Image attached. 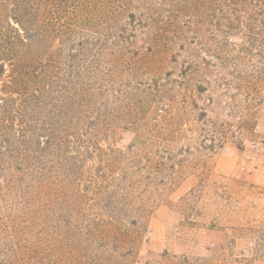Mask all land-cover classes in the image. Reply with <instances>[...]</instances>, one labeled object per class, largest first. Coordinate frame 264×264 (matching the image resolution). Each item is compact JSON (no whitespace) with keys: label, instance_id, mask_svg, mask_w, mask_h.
I'll use <instances>...</instances> for the list:
<instances>
[{"label":"trees","instance_id":"1","mask_svg":"<svg viewBox=\"0 0 264 264\" xmlns=\"http://www.w3.org/2000/svg\"><path fill=\"white\" fill-rule=\"evenodd\" d=\"M165 6L155 0H0V213L12 210L35 221L49 206L72 208L77 234L68 240L69 257H80L77 248L97 239L131 242L125 224L134 231L141 225L156 188L204 169L215 146L233 134L252 133L259 102L254 77H237L231 95L222 67L197 55L208 50L205 40L182 39L177 9ZM123 15L151 30L143 40L148 54L137 56L133 69L146 61L147 70H160L176 47L201 60L168 85H154L159 100L153 117L125 138L93 92L107 94L100 58L124 61L125 30L112 31ZM80 26L108 32L72 41ZM232 230L242 238L257 232L252 250L264 256L263 229Z\"/></svg>","mask_w":264,"mask_h":264},{"label":"rangeland","instance_id":"2","mask_svg":"<svg viewBox=\"0 0 264 264\" xmlns=\"http://www.w3.org/2000/svg\"><path fill=\"white\" fill-rule=\"evenodd\" d=\"M155 2L165 4L164 9L171 13L177 9L174 15L182 39L205 40L208 50L197 55L216 69L222 67L231 95L240 83L237 77H254L259 102L253 107L252 133L233 134L215 146L204 169L186 171L156 188L148 198L141 225L134 231L125 224L131 235L126 244L118 242L117 246L116 241L97 239L78 247L82 255L72 258L68 256V240L77 234L72 229V208L49 206L35 221L16 211H2L0 218L5 224L0 226V264H264V256H256L252 250L258 233L247 232L242 238L232 230L247 226L264 230V0ZM130 23L123 15L112 29L125 30L128 43L120 48L124 61L100 58V75L108 71L106 83L100 81L107 94L99 97L93 90L98 105L117 118L113 128L124 138L135 124L153 117L150 111L159 100L155 84L166 86L179 79L183 68L201 62L176 47L175 57L168 55L160 70H147L146 61L133 69L130 63L148 54L143 40L151 30ZM80 27L73 31L72 41L108 32L106 27ZM64 47L69 51L68 44ZM213 55H220L221 60ZM205 103L200 100L198 105ZM220 118L227 120L223 115Z\"/></svg>","mask_w":264,"mask_h":264}]
</instances>
